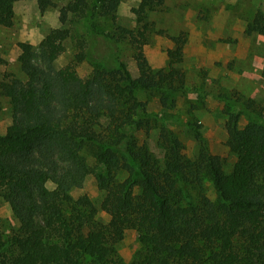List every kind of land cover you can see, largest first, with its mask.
Returning a JSON list of instances; mask_svg holds the SVG:
<instances>
[{"label": "trees", "instance_id": "obj_1", "mask_svg": "<svg viewBox=\"0 0 264 264\" xmlns=\"http://www.w3.org/2000/svg\"><path fill=\"white\" fill-rule=\"evenodd\" d=\"M17 1L0 0V25H12ZM120 1L69 0L59 8L61 24L88 18L74 53L76 63L89 64L85 76L74 62L53 65L70 36L63 26L39 43L46 70L35 64L31 44L21 42L26 80L0 76V95L11 107V121L0 131V199L17 220L5 231L0 217V264H264V105L237 90L215 95L238 108L225 121L230 172L225 157L202 141L194 116L185 124L201 146L193 157L181 155L173 116L149 113L136 95L137 88L157 93L165 110L185 89L182 69H153L143 51L154 30L147 13L165 0H139L131 9L134 28L114 21ZM35 3L43 11L52 0ZM104 19H111L110 29L101 27ZM250 27L264 35L263 10ZM173 38L177 47L167 53L180 56L184 39ZM124 41L133 49L136 76L119 57L117 43ZM240 111L250 116L242 127ZM94 126L100 130L92 132ZM154 127L162 160L147 146ZM87 176L105 191L100 208L115 226L97 219L87 194L73 197L71 189ZM132 231L139 245L125 262L116 245Z\"/></svg>", "mask_w": 264, "mask_h": 264}, {"label": "rangeland", "instance_id": "obj_2", "mask_svg": "<svg viewBox=\"0 0 264 264\" xmlns=\"http://www.w3.org/2000/svg\"><path fill=\"white\" fill-rule=\"evenodd\" d=\"M69 0H52V4L40 11L35 0H21L14 3L13 23L11 26L0 25V76L10 72L21 80H26L21 70L18 55L19 43H30L34 51V62L46 70V63L40 55L39 43L53 27H68L70 36L64 41V51L54 61L55 68L74 62L76 70L82 76L89 70L86 61L75 62L76 39L88 32V18L78 22L71 19L61 24L58 19L59 8ZM139 0H121L115 22L134 28L136 18L132 7ZM257 10L264 11V0H165L164 4L149 10L147 16L153 21V32L143 45V51L153 69L167 68L172 65L184 71L185 89L178 94L176 106L172 109L161 108L158 94L137 88L136 95L152 114L164 116V111L175 119L173 129L182 141L181 155L193 157L197 154L201 142L189 131L185 124L191 116L200 124L202 141L212 151L225 157L224 170L230 172L234 155L230 152V138L225 121L230 113L238 110L235 104H226L215 95L220 92L237 90L245 96L253 97L264 105V35L252 30L250 22ZM111 19H104L101 27L110 29ZM173 37H181L180 56L170 57L168 49L177 47ZM120 59L126 64L133 76L137 67L133 59L131 45L124 41L117 43ZM238 124L242 127L250 116L240 111ZM167 116V115H165ZM11 121L9 98L0 95V131H4ZM101 122L106 123L102 118ZM101 127V126H100ZM91 128L92 132L100 130ZM158 127L152 128L147 138V146L153 154L162 160L163 150L157 141ZM143 136V134H139ZM87 163H93L88 150L81 151ZM74 198L87 194L97 207V219L115 226L116 222L100 208L105 191L99 189L93 176H87L83 185L72 188ZM0 217L5 231L17 226V220L8 203L0 199ZM135 232L128 235L117 245V254L123 261L129 262L138 248Z\"/></svg>", "mask_w": 264, "mask_h": 264}]
</instances>
